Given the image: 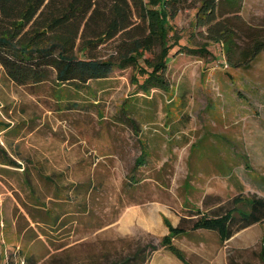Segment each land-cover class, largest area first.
Segmentation results:
<instances>
[{
  "label": "rangeland",
  "instance_id": "rangeland-1",
  "mask_svg": "<svg viewBox=\"0 0 264 264\" xmlns=\"http://www.w3.org/2000/svg\"><path fill=\"white\" fill-rule=\"evenodd\" d=\"M195 6L172 20L167 89L142 91L132 65L80 91L18 85L0 66V145L17 164H0V264H110L137 250L136 263L170 253L184 264H262L264 223L225 241L192 225L247 209L239 197L264 198V51L243 62L264 39V0L224 15L231 46L194 26ZM118 43L92 54L116 57ZM203 44V55L186 50Z\"/></svg>",
  "mask_w": 264,
  "mask_h": 264
},
{
  "label": "trees",
  "instance_id": "trees-1",
  "mask_svg": "<svg viewBox=\"0 0 264 264\" xmlns=\"http://www.w3.org/2000/svg\"><path fill=\"white\" fill-rule=\"evenodd\" d=\"M191 1L0 0V66L18 85L52 81L59 87L70 86L80 91L86 89L90 82L105 80L114 66L124 68L132 65L138 66L144 75L138 85L142 91L167 89L164 73L168 54L174 47L170 40L179 38L172 20ZM193 1L197 3L194 26L203 29L210 42L228 41L231 46L235 31L224 15L238 14L241 0ZM114 38L119 40L118 56L101 58L92 54L98 46ZM186 50L198 55L207 52L205 44ZM262 51L264 39L256 40L247 53H243L244 64ZM146 52L153 57H145ZM139 60L150 70L140 68ZM144 156L146 151L141 146L136 163L142 164ZM0 164L17 166L1 145ZM238 199L245 200L247 209L240 210L234 206L224 212L202 214L192 229L216 231L220 240L225 241L241 229L264 223V198L253 195ZM179 230L183 229L169 227L171 234L180 233ZM170 238L169 235L164 236L161 244L181 258V254L170 245ZM150 248L156 249L155 246ZM139 253L137 250L131 256L110 264H143L146 258L136 263ZM259 258L264 264V247Z\"/></svg>",
  "mask_w": 264,
  "mask_h": 264
},
{
  "label": "crops",
  "instance_id": "crops-1",
  "mask_svg": "<svg viewBox=\"0 0 264 264\" xmlns=\"http://www.w3.org/2000/svg\"><path fill=\"white\" fill-rule=\"evenodd\" d=\"M143 264H184V263L175 256H172V254L170 253L167 254L155 253L154 256L147 259Z\"/></svg>",
  "mask_w": 264,
  "mask_h": 264
}]
</instances>
